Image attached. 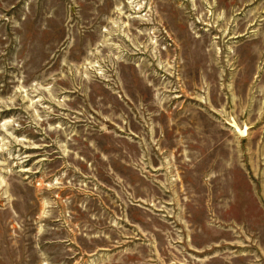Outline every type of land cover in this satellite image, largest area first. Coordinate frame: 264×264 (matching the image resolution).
<instances>
[{
    "label": "rangeland",
    "instance_id": "1",
    "mask_svg": "<svg viewBox=\"0 0 264 264\" xmlns=\"http://www.w3.org/2000/svg\"><path fill=\"white\" fill-rule=\"evenodd\" d=\"M0 264H264V0H0Z\"/></svg>",
    "mask_w": 264,
    "mask_h": 264
}]
</instances>
